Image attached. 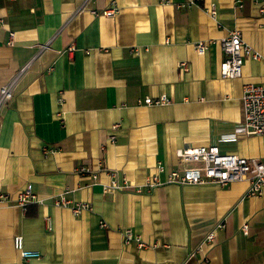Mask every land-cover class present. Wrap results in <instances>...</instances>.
I'll return each mask as SVG.
<instances>
[{
	"label": "crops",
	"instance_id": "obj_1",
	"mask_svg": "<svg viewBox=\"0 0 264 264\" xmlns=\"http://www.w3.org/2000/svg\"><path fill=\"white\" fill-rule=\"evenodd\" d=\"M188 1L0 0V86L23 68L0 111V187L13 198L29 183L38 197L26 210L0 203V264H264V188L246 195L247 180L142 185L158 162L162 179L192 165L176 156L184 146L262 154L260 135L224 136L243 120V83L264 82V59L245 58L237 78L219 72V40L230 30L264 54L259 4L179 6ZM110 7L117 12L101 13ZM200 39L210 40L203 54L194 49ZM161 93L170 103H138ZM112 179L131 186L103 191ZM60 195L91 207L76 214L54 202ZM126 227L149 245L124 243ZM17 234L40 255L22 258Z\"/></svg>",
	"mask_w": 264,
	"mask_h": 264
},
{
	"label": "built area",
	"instance_id": "obj_2",
	"mask_svg": "<svg viewBox=\"0 0 264 264\" xmlns=\"http://www.w3.org/2000/svg\"><path fill=\"white\" fill-rule=\"evenodd\" d=\"M86 1V0H85ZM165 1V0H164ZM192 0L187 3L179 4V6L188 5ZM259 4V10L264 15V5L261 4V0H254ZM205 10L210 16L215 17L216 5L210 3L205 6ZM97 14V11H93ZM117 12L116 7H110L102 10L101 13L105 15H113ZM264 19V17H262ZM210 40L200 39L194 42V49L198 54H203L208 47ZM13 42V32L9 33L8 43ZM220 46L225 54L224 58L219 64V72L222 77L237 78L242 75L243 61L245 58L252 59H264V54L253 50L242 39L239 30L233 29L228 34L219 40ZM45 45H42V48ZM73 47L69 46L71 50ZM181 69L183 71L188 70L187 62H180ZM23 68L4 84L0 86V111L11 100L14 94V88ZM171 99L168 95L161 93L155 96H144L138 99V103L145 105H161L170 103ZM241 102L243 108V120L239 123L230 134H226L224 137H234L236 133L241 135L257 134L262 137V154L260 157L251 156L247 157L239 155L233 152L221 151L217 144L197 145V146H184L176 150V156L182 163H192V165L184 166L182 171L172 169L166 172L164 179L160 177V173L164 171V166L158 162L156 164V170L146 176L143 186L147 188H153L156 185L164 183H200L204 181L217 182L220 185H226L233 181L247 180L248 187L246 189V195L260 194L262 188H264V82L253 83L245 82L242 85ZM114 124L112 127H116ZM113 135L109 136L113 139ZM53 151V147H44L43 152ZM80 173L88 171V167L80 166L78 168ZM95 177V175L93 174ZM131 184L125 180L121 183L116 179H112L109 185L103 186V191L118 190L130 187ZM140 185L136 186V190H141ZM14 201L17 206L22 210H26L27 204L30 202L38 201L36 192L33 190L31 184L19 190L15 197H11L8 192L4 191L0 187V203H8ZM56 204L69 205L74 213H79L83 209H90V203L87 201H75L71 202L64 195H60L54 200ZM47 228H50V217H45ZM100 225L105 227L106 223L100 221ZM224 226L223 222H217L212 230H210L206 236V242H211L215 236V230ZM241 229L244 233H247V223H243ZM124 243L134 241L138 247H146L149 244L143 241L138 234H136L131 228L126 227L121 230ZM13 246L19 252L22 258L38 257L39 252L31 251L24 247L23 237L19 234L14 235ZM157 245V244H153Z\"/></svg>",
	"mask_w": 264,
	"mask_h": 264
}]
</instances>
